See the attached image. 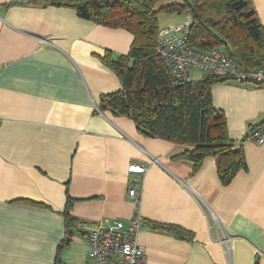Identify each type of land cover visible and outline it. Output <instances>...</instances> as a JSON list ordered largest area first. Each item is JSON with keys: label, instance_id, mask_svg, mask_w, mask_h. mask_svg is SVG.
Instances as JSON below:
<instances>
[{"label": "crops", "instance_id": "crops-1", "mask_svg": "<svg viewBox=\"0 0 264 264\" xmlns=\"http://www.w3.org/2000/svg\"><path fill=\"white\" fill-rule=\"evenodd\" d=\"M251 3L264 30V0ZM181 16L170 25L190 22ZM132 41L46 0H0V264H92L89 232L106 220L126 224L137 210L189 233L143 224L146 264H264V144L242 142L246 169L222 186L213 158L194 172L172 159L186 146L98 110L102 95L121 89L101 57L126 55ZM211 99L234 142L264 121L261 86L214 83ZM131 164L144 173H129ZM67 197L77 221L70 234Z\"/></svg>", "mask_w": 264, "mask_h": 264}, {"label": "trees", "instance_id": "trees-1", "mask_svg": "<svg viewBox=\"0 0 264 264\" xmlns=\"http://www.w3.org/2000/svg\"><path fill=\"white\" fill-rule=\"evenodd\" d=\"M160 0H46L52 6L75 11L77 18L108 29L130 33L129 52L113 58L104 53L101 62L119 79L121 89L99 98L98 110L130 119L144 136L188 149L176 155L195 172L213 158L222 186L231 184L246 169L242 142L231 140L223 112L212 105L211 86L229 79L203 74L193 82L175 79L156 51L158 15H190L188 43L201 52L219 50L242 69L264 67V30L251 0H178L158 6ZM253 127H249V130ZM73 200L67 197L63 217L68 234L77 224L70 215ZM158 232L188 237L180 227L146 222ZM254 264H259L255 260Z\"/></svg>", "mask_w": 264, "mask_h": 264}, {"label": "built area", "instance_id": "built-area-1", "mask_svg": "<svg viewBox=\"0 0 264 264\" xmlns=\"http://www.w3.org/2000/svg\"><path fill=\"white\" fill-rule=\"evenodd\" d=\"M189 23L161 27L158 32L156 51L179 81L190 80L191 72H200L220 78H227L241 84H252L264 88V67L242 69L232 59L219 51L201 52L188 43ZM246 141L256 145L264 144V121L246 133ZM127 171L144 173L145 168L131 164ZM136 180H133L135 183ZM127 196L136 207L139 195L133 185ZM144 218L137 210L125 224L122 221L106 220L89 232L87 237V258L92 264H146L145 250L138 244L137 236ZM264 258V252L262 253Z\"/></svg>", "mask_w": 264, "mask_h": 264}, {"label": "rangeland", "instance_id": "rangeland-1", "mask_svg": "<svg viewBox=\"0 0 264 264\" xmlns=\"http://www.w3.org/2000/svg\"><path fill=\"white\" fill-rule=\"evenodd\" d=\"M170 2H173L171 0H161L158 4V6L160 5H165V4H168ZM176 16V15H175ZM173 17V16H172ZM181 18L184 20V19H190V15L187 13V14H184L181 16ZM170 15H166V14H159L158 15V22H159V25L161 27H165V26H168L170 25ZM203 77V74L200 73V72H193L191 73V76H190V80L193 81V82H197L199 81L201 78Z\"/></svg>", "mask_w": 264, "mask_h": 264}]
</instances>
